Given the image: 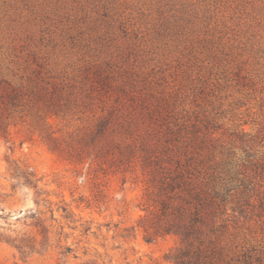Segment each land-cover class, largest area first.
Instances as JSON below:
<instances>
[{
	"label": "rangeland",
	"instance_id": "1",
	"mask_svg": "<svg viewBox=\"0 0 264 264\" xmlns=\"http://www.w3.org/2000/svg\"><path fill=\"white\" fill-rule=\"evenodd\" d=\"M0 73L73 100L61 117L26 107L0 138V264H175L180 237L145 231L159 215L141 146L164 150L169 129L233 154L217 241L264 264V0H0ZM113 110L132 135L98 134ZM38 223L47 241L24 258L7 238Z\"/></svg>",
	"mask_w": 264,
	"mask_h": 264
},
{
	"label": "trees",
	"instance_id": "2",
	"mask_svg": "<svg viewBox=\"0 0 264 264\" xmlns=\"http://www.w3.org/2000/svg\"><path fill=\"white\" fill-rule=\"evenodd\" d=\"M70 95L58 94L56 88L49 91L45 87H30L23 76L20 77V82L16 83L0 73V138H9L10 127L16 124V117L24 118L26 107L38 111L45 109L47 118L65 116L71 110L68 106L73 101ZM63 98H66L67 103L59 104ZM114 112L115 110L111 111L109 117L99 119L98 134L132 135V121L119 122V116L111 115ZM169 131L176 138L166 139L167 146L164 150L157 152V149L153 150L149 145H141L143 167L149 173L150 188L155 196L154 213L159 215L158 223L145 228L146 233L150 236L152 231L155 236L161 232L175 233L180 237L181 246L172 252L170 257L175 264H248L246 254H243L242 259L240 254H231L226 246L217 241L218 231L227 227L228 219L225 216H228L230 210L237 212L233 207L229 208V205L234 200L233 191L239 188L233 177V174L237 175L233 170L239 164L234 161L230 152H220L222 158L227 157L219 161L217 146L207 133L201 143L210 141L212 144L206 149H199L201 146L196 138L192 140L184 136L187 138L182 141L181 133L177 137L171 129ZM130 138L128 136L126 139ZM196 144L198 148L195 147ZM128 146L131 148V145ZM133 150L125 157L133 155ZM120 154L124 155L121 151ZM12 178L19 181V184L29 186L38 185L40 182L35 174L22 172L18 166ZM242 182L241 186L249 191V181L244 179ZM34 227L37 229L34 235L24 234L13 239L7 238L24 258L35 252L38 245L47 241L45 227L39 223ZM39 237L43 238L41 242ZM0 239L5 238L0 236Z\"/></svg>",
	"mask_w": 264,
	"mask_h": 264
}]
</instances>
